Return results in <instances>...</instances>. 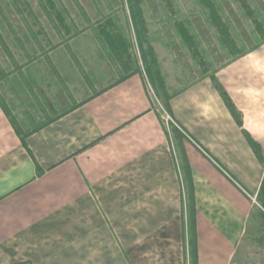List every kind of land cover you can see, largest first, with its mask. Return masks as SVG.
<instances>
[{
  "label": "crops",
  "instance_id": "obj_1",
  "mask_svg": "<svg viewBox=\"0 0 264 264\" xmlns=\"http://www.w3.org/2000/svg\"><path fill=\"white\" fill-rule=\"evenodd\" d=\"M173 97L195 198L198 264H250L264 186V51ZM226 93L232 108L217 87ZM132 75L26 137L0 107V264H190L187 183Z\"/></svg>",
  "mask_w": 264,
  "mask_h": 264
},
{
  "label": "rangeland",
  "instance_id": "obj_2",
  "mask_svg": "<svg viewBox=\"0 0 264 264\" xmlns=\"http://www.w3.org/2000/svg\"><path fill=\"white\" fill-rule=\"evenodd\" d=\"M260 2L0 0V107L26 136L139 75L179 155L174 130L183 131L168 106L191 85L216 81L222 68L264 51ZM254 204L249 240L263 254L250 264H264V186Z\"/></svg>",
  "mask_w": 264,
  "mask_h": 264
},
{
  "label": "trees",
  "instance_id": "obj_3",
  "mask_svg": "<svg viewBox=\"0 0 264 264\" xmlns=\"http://www.w3.org/2000/svg\"><path fill=\"white\" fill-rule=\"evenodd\" d=\"M258 7L261 11L264 12V3L263 2H260V5H258ZM225 8L229 12L230 16L234 15V9L229 3H226ZM241 30H242L243 38L245 40H250V35L245 30V28L241 27ZM217 87L220 90V92L222 93L224 100L228 103V105L231 106V102H230L229 98L227 97L226 93L220 88L219 85ZM231 108H232V106H231ZM167 112L169 114H172V116H173L172 109L170 106H168ZM232 112L235 115V110L233 108H232ZM158 117L160 119L159 115H158ZM17 133L22 138L24 145H26V142H25L26 137L28 135H30L31 133L26 135V136H22L19 132H17ZM166 133H168L167 135L170 136L168 131H166ZM174 136L176 138H178L181 142H183V140L186 139V136L184 134H182V132H179L176 130H174ZM179 148L181 150V160H182V165H183L182 169L184 172V181L187 183V190H188V193H187V197H188L187 209H188V213H189V218H188L187 225H186V228L188 231H186V233H184V239L187 241V236L189 237L190 255H191L190 264H198V249H197V238H196V219H195L196 209H195L194 187H193L191 170H190L189 164L187 162L182 143H181V145H179Z\"/></svg>",
  "mask_w": 264,
  "mask_h": 264
},
{
  "label": "built area",
  "instance_id": "obj_4",
  "mask_svg": "<svg viewBox=\"0 0 264 264\" xmlns=\"http://www.w3.org/2000/svg\"><path fill=\"white\" fill-rule=\"evenodd\" d=\"M168 118H170L169 115H168ZM253 201L256 202V198H254Z\"/></svg>",
  "mask_w": 264,
  "mask_h": 264
}]
</instances>
